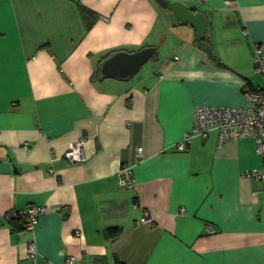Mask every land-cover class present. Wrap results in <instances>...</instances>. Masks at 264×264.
Returning a JSON list of instances; mask_svg holds the SVG:
<instances>
[{"label":"crops","instance_id":"1","mask_svg":"<svg viewBox=\"0 0 264 264\" xmlns=\"http://www.w3.org/2000/svg\"><path fill=\"white\" fill-rule=\"evenodd\" d=\"M165 1L205 16L211 56L155 0H0V264H29L32 241L36 264H264L254 139L218 146L213 131L177 150L196 107H247L264 88V0ZM144 49L135 75L99 79L106 58ZM75 141L85 159L70 164ZM31 206L46 211L14 232L5 216Z\"/></svg>","mask_w":264,"mask_h":264},{"label":"built area","instance_id":"2","mask_svg":"<svg viewBox=\"0 0 264 264\" xmlns=\"http://www.w3.org/2000/svg\"><path fill=\"white\" fill-rule=\"evenodd\" d=\"M254 58L252 67L254 73L264 78V44L256 43L254 47ZM245 99L249 103L247 107H220V106H198L193 113L192 130L187 134L183 141L177 145V150L183 151L190 143L192 137L206 138L210 133L216 132L218 138V146H222L229 141L237 139L252 138L255 141L256 154L263 160L261 171L250 172L246 175L248 178L262 181L264 180V88L245 91ZM141 150H138V156L141 157ZM64 158L70 163L83 162V144L81 141H75L65 152ZM119 186L124 188H132V171L130 167L124 166L118 173ZM46 208L31 206L26 210L13 212L8 214V221L23 219L24 227L31 231L38 223ZM144 223L152 225L150 218H145ZM209 233H214L212 227L208 228ZM26 259L29 264H36L35 243L27 245ZM69 263H74L75 258L70 256L67 258Z\"/></svg>","mask_w":264,"mask_h":264},{"label":"water","instance_id":"3","mask_svg":"<svg viewBox=\"0 0 264 264\" xmlns=\"http://www.w3.org/2000/svg\"><path fill=\"white\" fill-rule=\"evenodd\" d=\"M160 7L169 8L174 12L178 21L189 24L197 34V39L202 40L207 31L208 22L203 14L189 10L188 7L181 2L174 1L167 3L165 0H155ZM155 49H144L136 53L117 52L104 60L100 66L99 79L106 78L127 80L135 75L141 67L146 64ZM208 56L212 55L211 47L205 48Z\"/></svg>","mask_w":264,"mask_h":264},{"label":"trees","instance_id":"4","mask_svg":"<svg viewBox=\"0 0 264 264\" xmlns=\"http://www.w3.org/2000/svg\"><path fill=\"white\" fill-rule=\"evenodd\" d=\"M85 16H86V19H88L87 27H88V29H90L91 28L90 26L92 25V22L89 20V17L87 15H85ZM201 43H202L201 46H205L206 47V45H204L206 43V39L202 40ZM24 224H25V221L23 219H19L18 221H16V220H11L10 221V227H11V229L14 232L24 231L25 230Z\"/></svg>","mask_w":264,"mask_h":264},{"label":"rangeland","instance_id":"5","mask_svg":"<svg viewBox=\"0 0 264 264\" xmlns=\"http://www.w3.org/2000/svg\"><path fill=\"white\" fill-rule=\"evenodd\" d=\"M146 65H148V64H146Z\"/></svg>","mask_w":264,"mask_h":264}]
</instances>
